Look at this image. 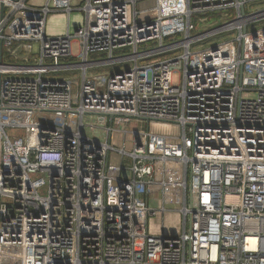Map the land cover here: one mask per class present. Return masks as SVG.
<instances>
[{
	"label": "built area",
	"instance_id": "1",
	"mask_svg": "<svg viewBox=\"0 0 264 264\" xmlns=\"http://www.w3.org/2000/svg\"><path fill=\"white\" fill-rule=\"evenodd\" d=\"M72 1L0 0V264H264V4L153 0L149 18L140 0ZM56 11L65 31L47 34ZM48 110L77 113L76 130ZM141 116L179 127L180 152L149 128L114 147L113 126ZM168 186L182 231L150 234Z\"/></svg>",
	"mask_w": 264,
	"mask_h": 264
},
{
	"label": "rangeland",
	"instance_id": "2",
	"mask_svg": "<svg viewBox=\"0 0 264 264\" xmlns=\"http://www.w3.org/2000/svg\"><path fill=\"white\" fill-rule=\"evenodd\" d=\"M82 0H73L71 2L72 6H77ZM45 2V0H28V4L31 5H41ZM264 4V0H261L256 5ZM153 6V0H140L136 2L135 9L139 11V17L140 16H147L149 18L153 17V12H140L144 9L150 8ZM258 7V6H253ZM75 8V7H74ZM131 12V9H130ZM82 12L78 10H73L71 13V30L75 28L77 25L81 24V18H82ZM220 15V13H217ZM209 16V15H208ZM207 16V17H208ZM201 19V18H199ZM208 19L206 18L205 21ZM203 21V20H202ZM212 22H209L207 25H198L197 30H201L206 28L207 26H210L212 24H219L215 18L211 20ZM66 28V15L64 12L56 11L51 12L47 15L46 22H45V30L47 34H61L65 31ZM244 97L252 96V92H244ZM65 115H67V126L68 129L71 131L76 130L77 123H78V114L74 112H68L67 114L61 111H43L42 112V119L45 123H50L54 125H63ZM0 116H5L4 113L0 110ZM83 123L86 126V131L89 135L92 136H101L103 134V130L96 126L97 124V118L94 114H85L83 118ZM135 122H131L129 125H125L124 123H121L119 129L121 130H127L128 132L125 134L127 135L126 142L124 144L125 150H131L132 144L130 139L131 133H129L131 128L135 127ZM92 127V130L91 127ZM94 128V130H93ZM113 132L110 135V142L114 147H122L123 146V132L118 130V126H113ZM153 130L160 131L162 133H166L169 135H177V128H175L172 125H154L152 127ZM7 134L9 136H22L24 133V130L19 127H6L5 128ZM109 161L111 166L117 165L119 163L118 154L116 152H111L109 155ZM46 177V173L44 172H37L31 174V177ZM39 193L41 195H44L46 193V187H42L39 189ZM165 206L167 211H165L164 214H157L155 216H151L148 218V228L150 234H158L161 231L167 233V234H178L182 231V223H183V215L178 212L177 210V203L171 202L170 200H167L165 202Z\"/></svg>",
	"mask_w": 264,
	"mask_h": 264
},
{
	"label": "crops",
	"instance_id": "3",
	"mask_svg": "<svg viewBox=\"0 0 264 264\" xmlns=\"http://www.w3.org/2000/svg\"><path fill=\"white\" fill-rule=\"evenodd\" d=\"M131 122H135L136 125H135L134 128H131L130 131H133V130H146V128H149V130L153 134H157V135H161V136H166V145H167V148H169V146H172L171 147V152L172 153L178 154L180 152V142H181L180 141V137H179L180 136V128L177 127L176 125L170 124V123H167V122L150 121V122H147L146 124H144V126H143V123L136 122L134 120H132ZM154 125H172L175 128H177V135H169V134H166V133H162L160 131L153 130L152 127ZM127 135H125L123 133V146L122 147H117V148L125 149L124 148V144L126 142V138L125 137ZM131 137H132V134H131ZM130 141H131V144H132V147H133V140H132V138L130 139ZM128 151H130V150H128ZM165 167H166V180L167 181H169L170 183H177V182H179V181L182 180V171H181V168H180V165L179 164L167 163L165 165ZM172 170H174V174L169 175V172L172 171ZM162 191L165 194L164 206H165V202L167 200H170L171 202H174V203H177L178 204V206H177V210H178L179 207L181 206V203H182V198H181V196L179 197V195H180L179 194V191L177 189L173 188L172 186H168L164 190L161 189L160 192H162ZM175 197H177V198H175ZM165 208H166V206H165ZM167 210H169V209L166 208V211Z\"/></svg>",
	"mask_w": 264,
	"mask_h": 264
},
{
	"label": "water",
	"instance_id": "4",
	"mask_svg": "<svg viewBox=\"0 0 264 264\" xmlns=\"http://www.w3.org/2000/svg\"><path fill=\"white\" fill-rule=\"evenodd\" d=\"M242 10V12H243V9H241ZM57 111H61V110H57ZM63 112H66V111H63ZM72 112H74V111H72ZM90 114V113H89ZM141 118H143L145 121H149V120H154L155 118H148V117H142L141 116ZM50 175L52 176V175H54V167H50Z\"/></svg>",
	"mask_w": 264,
	"mask_h": 264
},
{
	"label": "trees",
	"instance_id": "5",
	"mask_svg": "<svg viewBox=\"0 0 264 264\" xmlns=\"http://www.w3.org/2000/svg\"><path fill=\"white\" fill-rule=\"evenodd\" d=\"M215 16H216V15H214V14H209V16L207 17V19H208L207 21H208V22H212L211 20H212L213 18H215ZM194 23L197 25V22H196V21H194Z\"/></svg>",
	"mask_w": 264,
	"mask_h": 264
}]
</instances>
